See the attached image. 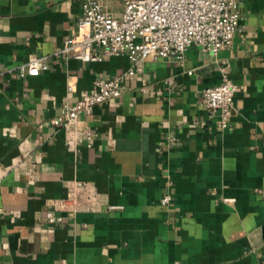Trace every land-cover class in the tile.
<instances>
[{
	"label": "crops",
	"instance_id": "1",
	"mask_svg": "<svg viewBox=\"0 0 264 264\" xmlns=\"http://www.w3.org/2000/svg\"><path fill=\"white\" fill-rule=\"evenodd\" d=\"M97 1L122 18L127 0ZM240 12L230 48L146 63L76 126L51 121L128 55L0 78V264H264V0ZM82 14L0 0V70L61 50ZM224 68L240 89L227 129L203 103Z\"/></svg>",
	"mask_w": 264,
	"mask_h": 264
},
{
	"label": "built area",
	"instance_id": "2",
	"mask_svg": "<svg viewBox=\"0 0 264 264\" xmlns=\"http://www.w3.org/2000/svg\"><path fill=\"white\" fill-rule=\"evenodd\" d=\"M79 1L83 14L77 31L61 50L0 70V78H26L47 71L50 62L61 56L84 62L102 61L104 56H129L132 67L127 72L113 79L97 80L93 90L79 102L64 106L62 114L51 121L55 126H76L80 117H92L96 107L121 98L126 81L143 72L148 62L161 59L183 62L192 46L215 55L230 48L240 31L243 3V0H127L122 18L117 19L97 0ZM96 49L102 54L95 52ZM222 73V83L204 91L203 103L211 116H219V126L227 129L240 89L226 68ZM172 83L170 79L169 84ZM81 139L90 143L93 136L83 134ZM171 202L169 194L162 200L163 205ZM57 221L60 218L51 219L52 223Z\"/></svg>",
	"mask_w": 264,
	"mask_h": 264
},
{
	"label": "water",
	"instance_id": "3",
	"mask_svg": "<svg viewBox=\"0 0 264 264\" xmlns=\"http://www.w3.org/2000/svg\"><path fill=\"white\" fill-rule=\"evenodd\" d=\"M263 236H264V228H263Z\"/></svg>",
	"mask_w": 264,
	"mask_h": 264
}]
</instances>
